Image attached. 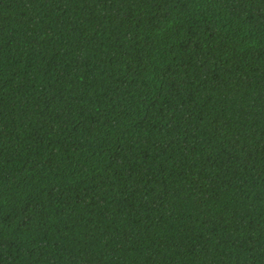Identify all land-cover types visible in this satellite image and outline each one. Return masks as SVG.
<instances>
[{
    "label": "trees",
    "instance_id": "16d2710c",
    "mask_svg": "<svg viewBox=\"0 0 264 264\" xmlns=\"http://www.w3.org/2000/svg\"><path fill=\"white\" fill-rule=\"evenodd\" d=\"M0 264H264V0H0Z\"/></svg>",
    "mask_w": 264,
    "mask_h": 264
}]
</instances>
